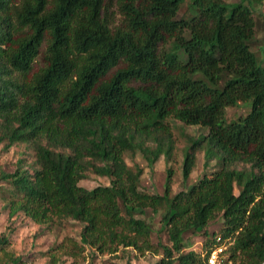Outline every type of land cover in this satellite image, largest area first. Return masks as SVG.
I'll list each match as a JSON object with an SVG mask.
<instances>
[{
    "label": "trees",
    "instance_id": "1",
    "mask_svg": "<svg viewBox=\"0 0 264 264\" xmlns=\"http://www.w3.org/2000/svg\"><path fill=\"white\" fill-rule=\"evenodd\" d=\"M260 1L114 0V23L106 0H0V142L34 152L31 164L0 170L8 216L79 221L80 239L65 236L55 247L73 256L90 247L205 264L221 235L233 240L229 264H264V62L251 48V4ZM45 40L44 63L31 72ZM239 102L249 110L227 120L226 106ZM170 116L206 128L185 148L183 182L197 150L205 166L215 164L173 194L170 167L163 192L142 189V168L124 151L169 160ZM89 171L109 183L79 184ZM147 209L161 210L170 243L152 240L151 221L137 215ZM216 215L221 227L205 239V254L184 250V232L207 233ZM8 242L1 233L0 264H26Z\"/></svg>",
    "mask_w": 264,
    "mask_h": 264
},
{
    "label": "rangeland",
    "instance_id": "2",
    "mask_svg": "<svg viewBox=\"0 0 264 264\" xmlns=\"http://www.w3.org/2000/svg\"><path fill=\"white\" fill-rule=\"evenodd\" d=\"M18 1V0H17ZM237 1V0H226ZM249 3V0H245ZM108 3V12L110 18L114 23H119L121 16L117 13L114 0H106ZM253 10L254 25V40L251 43V48L257 55L260 63L264 62L263 46H264V0L251 4ZM186 5L183 4L180 10L182 13ZM46 40L42 43L40 52L33 62L31 72L37 70L44 63ZM122 65V64H120ZM113 68L109 74L113 72ZM29 73V75L31 74ZM197 76H201L200 72H196ZM249 102H239L235 105H228L225 108V116L227 120L235 119L245 115L249 110ZM173 138L174 148L171 157L166 159L163 154L149 162L140 151L130 152L124 151V158L129 165H138L142 168L140 175L139 186L142 189L154 192H163L165 178L168 168L172 169L171 176V193L173 194L179 190L183 185L188 187L205 171L209 170L215 164V160H211L207 166L203 164V151H196L195 165L193 166L189 176L183 182L182 176V159L184 151L191 137H195L201 133L206 132V128L200 124H190L175 118H168ZM34 159V152L26 143H15L8 149L2 147L0 142V170H12L21 162L25 165L32 163ZM109 177L106 175H99L89 171L87 176L79 180V184L91 188L97 184H108ZM9 183L2 181L0 184V234L4 233L8 236L9 242L7 248L12 250L15 255L24 260L26 264H101L105 259H112L117 261H128L129 264H158L160 254L152 252H145L144 254L131 255L130 253L117 252V257L109 254L92 253L90 247L86 248L88 255L73 256L61 253L55 247L65 236H74L80 239L79 232L81 223L74 219H65L59 224L51 223H36L23 213L18 212L12 216H8V209L5 205L4 188L9 187ZM238 188H235V192ZM138 216L147 217L151 221L153 231L151 238L154 242L160 238L165 243H170L165 229L161 227V210L153 213L151 209H147L144 214H137ZM221 218L216 215L212 218L206 226L207 233H194L190 230L184 232V250L194 249L196 251H203V243L213 231H218L221 227ZM134 251V250H133ZM55 252L57 260L52 263V253ZM124 255V256H123Z\"/></svg>",
    "mask_w": 264,
    "mask_h": 264
},
{
    "label": "built area",
    "instance_id": "3",
    "mask_svg": "<svg viewBox=\"0 0 264 264\" xmlns=\"http://www.w3.org/2000/svg\"><path fill=\"white\" fill-rule=\"evenodd\" d=\"M231 238H222L221 235L216 236V241L212 244V248L206 254L205 264H229L227 258V247L232 243ZM205 254V252L203 253Z\"/></svg>",
    "mask_w": 264,
    "mask_h": 264
}]
</instances>
